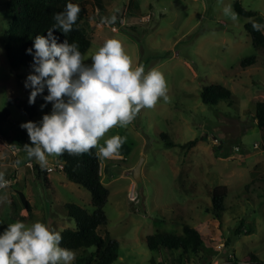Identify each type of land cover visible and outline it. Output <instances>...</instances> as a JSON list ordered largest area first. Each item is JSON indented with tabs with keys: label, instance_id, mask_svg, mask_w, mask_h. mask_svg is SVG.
Segmentation results:
<instances>
[{
	"label": "rangeland",
	"instance_id": "374dc122",
	"mask_svg": "<svg viewBox=\"0 0 264 264\" xmlns=\"http://www.w3.org/2000/svg\"><path fill=\"white\" fill-rule=\"evenodd\" d=\"M8 1L0 0V112L10 110V120L1 129L11 136L22 123L39 122L50 114L52 104L41 110L45 101L37 97L38 115L32 118L10 102L29 100L31 89L25 88V81L32 68H13L7 44L14 48L16 41ZM81 1L93 35L85 63L91 64V56L106 40L117 39L133 68L142 64L145 73L158 69L168 88V102L161 98L155 108L142 109L130 125L114 127L99 142L103 146L115 135L127 138L118 157L101 159L110 196L105 207L108 223L100 233L120 243L113 264H178L180 251L152 250L147 239L163 232L183 234L185 223L205 240L199 255L186 256L188 264H216L230 254L238 260L254 254L264 261V131L256 122V104L264 102V47L253 44L246 28L254 22L264 26V0H105L106 12L96 0ZM237 1L256 14H238ZM228 5L236 21L225 15ZM113 14L114 25L101 23L102 17ZM252 57L255 64L242 66ZM213 84L229 89L232 99L207 104L202 94ZM43 95H48L47 89ZM162 134L178 145L167 146ZM193 140L197 143L183 146ZM14 156L21 160L22 172L39 166L24 150L11 152ZM59 163V157H49L48 167ZM140 163L139 182L134 174ZM4 169L0 173L11 179ZM62 171L56 168L51 182L44 174H23L19 182L0 189V233L16 221L29 226L42 222L59 233L77 229L68 205L92 212L93 193ZM223 185L228 186V196L224 211L217 214L212 192ZM74 252L73 264L82 254Z\"/></svg>",
	"mask_w": 264,
	"mask_h": 264
},
{
	"label": "clouds",
	"instance_id": "9594fccd",
	"mask_svg": "<svg viewBox=\"0 0 264 264\" xmlns=\"http://www.w3.org/2000/svg\"><path fill=\"white\" fill-rule=\"evenodd\" d=\"M80 11L79 5L67 3L62 12L54 14L47 36H35L33 48L27 50L33 55L32 73L25 81V88L31 89L29 104L35 105L37 97L45 101L41 110L52 104L51 113L41 121L20 125L30 140L23 146L27 159H34L41 169H47L49 157L65 153L91 155L97 149L98 159L118 157L127 138L115 135L100 146L106 133L117 126L126 128L142 109L155 108L161 98L169 101L164 74L156 68L145 73L142 64L133 68L121 41L106 40L91 56L90 65L77 43L58 42L53 32L59 30L67 37ZM224 13L233 21L238 19L231 5ZM116 21L115 14L101 18L102 24L114 25ZM252 27L261 31L264 26L254 22ZM11 183L0 173V189ZM62 240L59 232L42 222L30 226L21 221L10 223L0 233V264H73L75 252L61 247Z\"/></svg>",
	"mask_w": 264,
	"mask_h": 264
},
{
	"label": "trees",
	"instance_id": "16d2710c",
	"mask_svg": "<svg viewBox=\"0 0 264 264\" xmlns=\"http://www.w3.org/2000/svg\"><path fill=\"white\" fill-rule=\"evenodd\" d=\"M101 8V11L106 12L105 0H96ZM67 3L79 5L81 11L78 20L73 26V30L67 34V37L61 31L56 30L53 35L58 38L59 43H63L65 39L69 43H77L79 50L83 56L90 50L93 45V35L90 27V16L88 9L81 0H9L8 5L12 11V20L10 30L13 39L16 41V46L11 47L7 44V50L12 59L13 68L18 69L19 66L31 68L33 63V55L27 54L29 48H33L34 38L37 35L47 36V31L54 24L53 16L56 13L62 12ZM235 10L238 14L245 17L254 16L256 13L243 8L239 1L235 2ZM253 23L246 25L248 33L253 39V44L257 47H264V30L255 31L252 27ZM254 57L245 59L242 66L255 64ZM203 100L207 104L217 105L222 101L232 99L231 91L219 84H213L205 88L202 94ZM12 103L13 101L10 100ZM20 111L32 118L37 116L38 110L35 105H30L29 100L18 103ZM11 113L8 108L0 112V134H5L1 129L3 124H6ZM256 122L258 127L264 131V102L256 104ZM163 138L167 140L166 145L175 147L178 144L174 141H169L165 134ZM8 144H5L0 139V152L6 147L18 146L23 150L25 144H30L27 139V134L20 127L11 136H6ZM197 140H193L183 146L196 144ZM97 149L92 150V154L72 156L65 153L59 157V165H63V170L68 178L78 185L84 186L93 193L94 211H89L76 204L68 205L70 216L75 218L78 225L77 229H65L60 232L63 237L61 247L72 251L82 252L76 258L74 264H113L118 260V252L120 243L111 239L109 236H103L100 233L102 226L107 225L108 216L105 207L109 201L110 189L103 180V171L101 159L95 156ZM39 169V167H37ZM40 170V169H39ZM41 175V172L38 173ZM47 179V178H46ZM47 182L48 179H47ZM20 196L28 207L31 208L30 202L26 196L20 192ZM228 196V186L223 185L217 187L212 192L215 212L224 211V201ZM147 243L152 250H169L180 251V257L177 259L178 264H188L184 262L186 256L199 255L204 247L205 240L202 233L192 225L185 223L184 233L176 234L173 232L157 233L147 239ZM95 248V251L90 250ZM175 264V263H172ZM210 264V263H209ZM233 264H264L258 256L251 254L245 260L236 259Z\"/></svg>",
	"mask_w": 264,
	"mask_h": 264
},
{
	"label": "crops",
	"instance_id": "0c3cea01",
	"mask_svg": "<svg viewBox=\"0 0 264 264\" xmlns=\"http://www.w3.org/2000/svg\"><path fill=\"white\" fill-rule=\"evenodd\" d=\"M11 101H13V103H15L17 106H18L19 102H22V101H19L18 99H16V100L11 99ZM37 115H38V113H37ZM10 117H11V115H10ZM10 117H9L8 120H10ZM0 139L5 144H8V140H7V137H6L5 134H0ZM14 147H18V146H11V148L10 147H6L5 150L0 152V154L3 155L2 157H0V168L1 169L3 167L5 168L4 170H6L8 168L7 170H8V172H10V174H12V176L15 175L16 173H18V182L20 180L19 178H21L23 176V174L26 176L28 174H32L33 172H35L37 178L41 177L42 174H44L45 177L48 179V181L51 182L52 174L56 171V168L53 171H49L50 167H48L46 170H42L40 168V166H34L33 168L30 167V166H27L26 170L22 172V168L20 167V164H19L21 160L18 157H15V156L13 158L10 157V153L13 152V148ZM37 167H39L40 170L37 169ZM39 172H41L40 176L38 175ZM62 173L64 174V176H66V178H68V176H67V174L65 173L64 170L62 171ZM64 179H65V177H64Z\"/></svg>",
	"mask_w": 264,
	"mask_h": 264
},
{
	"label": "built area",
	"instance_id": "2783aa9c",
	"mask_svg": "<svg viewBox=\"0 0 264 264\" xmlns=\"http://www.w3.org/2000/svg\"><path fill=\"white\" fill-rule=\"evenodd\" d=\"M217 142H219V140L217 139ZM238 149V148H237ZM21 150H20V148L19 147H14L13 148V152L14 153H19ZM58 167L59 168H61V169H63L64 167H63V165H58ZM58 167H50L49 168V171H53L55 168H58ZM9 181H12V183L10 184V185H13L14 183H17L18 182V173H16L15 175H13L12 177H11V179H9ZM9 185V186H10ZM235 257L233 256V255H229L228 256V258L225 260V261H223V262H220V263H216V264H233L234 262H235ZM210 264H212V263H210Z\"/></svg>",
	"mask_w": 264,
	"mask_h": 264
},
{
	"label": "water",
	"instance_id": "95a60500",
	"mask_svg": "<svg viewBox=\"0 0 264 264\" xmlns=\"http://www.w3.org/2000/svg\"><path fill=\"white\" fill-rule=\"evenodd\" d=\"M142 165H143L142 163L138 165V167L135 170V174H134L136 180L139 182L142 180V177H141Z\"/></svg>",
	"mask_w": 264,
	"mask_h": 264
}]
</instances>
